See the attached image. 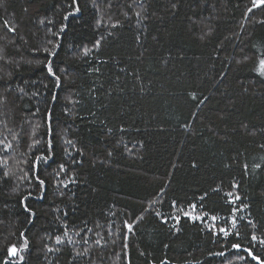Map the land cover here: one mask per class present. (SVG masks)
<instances>
[{
    "label": "trees",
    "instance_id": "obj_1",
    "mask_svg": "<svg viewBox=\"0 0 264 264\" xmlns=\"http://www.w3.org/2000/svg\"><path fill=\"white\" fill-rule=\"evenodd\" d=\"M71 2L0 0V264H258L264 6Z\"/></svg>",
    "mask_w": 264,
    "mask_h": 264
},
{
    "label": "snow or ice",
    "instance_id": "obj_2",
    "mask_svg": "<svg viewBox=\"0 0 264 264\" xmlns=\"http://www.w3.org/2000/svg\"><path fill=\"white\" fill-rule=\"evenodd\" d=\"M260 6H264V0H253V8H257V7H260ZM67 7L70 8L71 11H69L67 13V15L64 16L65 20H67L70 16H75L77 13L80 12L79 0H72L71 4L67 5ZM248 11L251 12L252 9L250 8V9H248ZM136 15L139 16L140 13L137 12ZM115 26L116 25L114 24L113 27H115ZM11 30L15 31V29H11ZM61 31H63V28L61 29ZM99 45H100V40H97L96 43H95V46L99 47ZM55 47L58 48L59 45H56ZM56 54L57 53H56V51L54 49L50 52L51 56H56ZM47 70L53 77H55L56 85L58 87L59 86V82H60V77L56 75L55 71H53L51 60H49L47 62ZM254 70L256 72H258L261 76H264V58H259L258 67L255 68ZM61 71H63V70H61ZM68 143L71 144L72 142L68 141ZM50 146H51V141L49 140V148H50ZM9 147H10V145H9ZM50 158H51L50 155H40V156L35 157L34 164H33V169L35 170L42 161L43 162H47ZM244 167L247 168L248 166L245 165ZM254 167L259 168L260 165L256 164ZM60 170L61 171H66V169H65L63 164L60 165ZM36 179L39 182L41 188H43L45 182L43 180H41L39 178V176H36ZM68 182L72 183V182H74V180L70 179ZM64 186L67 187V184H65ZM30 195H31V193H29V196ZM229 195H231V193H229ZM29 196L23 197V200L27 201ZM237 199H238V197H237ZM23 207H24L25 211H27L30 215L35 216V213L32 212V210L30 208H28L26 203L23 204ZM192 207L195 208V205H192ZM184 215L188 216V215H191V214L190 213H184ZM197 218L198 217H195V216L192 217V219H197ZM178 219H179V217H177V220ZM212 219L215 220L216 217H212ZM29 223H31V221H29ZM232 223H233V226H235V223H236L235 218H233ZM127 227H128L129 230L132 229V225L131 224L127 225ZM220 232H222L224 236H228L229 235V232L226 229H220ZM236 235L239 236L240 235L239 232H237ZM251 239L253 241L259 240V243L264 244V239L258 238L256 235H252ZM56 242L58 244L61 243L62 242L61 238L60 237H56ZM27 245H28V241H27V239H25L24 240V244H23V248L18 249L15 245L9 247V249H8L9 257L10 258L11 257H18L22 261L23 260V256L20 255V252L23 251L24 249H26ZM232 247L236 248V249H239L241 247V245L233 244ZM49 251H52V249H49ZM246 251L248 252V255L252 257L253 260L258 262V264H264V259H261L260 256H257L255 254H253L251 248H248ZM221 255H222V253H221ZM4 264H9V262L6 260L4 262ZM162 264H164V262H162Z\"/></svg>",
    "mask_w": 264,
    "mask_h": 264
}]
</instances>
